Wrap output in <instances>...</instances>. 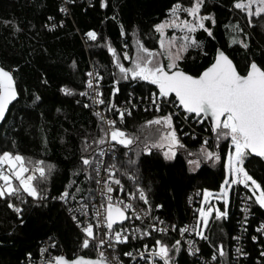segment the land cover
Returning <instances> with one entry per match:
<instances>
[{
  "label": "trees",
  "instance_id": "1",
  "mask_svg": "<svg viewBox=\"0 0 264 264\" xmlns=\"http://www.w3.org/2000/svg\"><path fill=\"white\" fill-rule=\"evenodd\" d=\"M173 2L174 0H108V6L101 8L99 0H0V64L14 70L18 91H21L18 102L11 105L5 121L0 125V152H19L26 157L44 159L56 165L48 183L42 185L48 192V199L42 203H33L29 197L24 204L23 224L20 223L21 218L7 207L6 201L0 200V264H39L40 249L45 245L49 246L51 257L59 254L67 258L77 255L96 256V249L91 244L88 248L81 247L83 234L67 211V207L73 205L66 206L53 197L59 196L70 179H75L84 191L96 188L94 181H85L83 174L78 178L73 177L71 172L79 160L80 137L85 132H96L97 118L94 109L83 106L89 103L87 98L79 95L69 97L59 89L61 85H67L78 91L82 90L84 74L96 66L105 77L101 83L107 100L111 95V73L115 70L104 44L111 42L120 52L123 44L128 43L129 53L132 54L134 46L131 34L134 29H138L145 46L158 49V34L152 26L164 19ZM183 2L187 4L189 0ZM61 7L67 8V12H61ZM204 11L216 15L217 25L213 26L215 39L208 37L203 30L198 31L196 38L203 41V50L189 49L181 67L197 74L212 62L216 48L220 47L229 53L242 71L241 57L249 53L259 54L264 49V19L256 18L253 27L246 26V17L234 8L233 0H206ZM48 17L53 19L48 21ZM4 21L19 24L22 31L15 32L13 24H5ZM60 21L63 23L55 29L44 27L47 23L59 24ZM236 21L249 34V50L228 45L229 32L225 26ZM121 25L126 32L125 36L121 35ZM89 30H95L103 39L91 41L86 36ZM45 77L47 84L42 83ZM119 87L120 92L115 97L119 106L129 100L131 103L144 100L152 92L158 91L155 86L149 87L147 82L121 81ZM34 93L41 97V102L35 105L32 103ZM131 108L132 115L124 121L129 131H137L145 121L171 112L177 135L188 151L197 152L205 134L210 135L209 143H214L213 133L205 118L197 122L190 118L194 114H188L190 125L187 126L179 121L169 105H163L159 112L142 105ZM145 134L156 138L154 130L145 129L141 133L142 139ZM91 138L90 136L89 139ZM219 150L222 155H226L225 141L219 142ZM135 151L133 147L129 152L134 160L137 159L133 154ZM189 158L194 157H188L183 148L178 149L175 158L171 160L164 158L161 149L153 148L151 154L141 153L138 168L129 169L138 173V180L148 193L152 205L151 217L163 220L168 226L176 225L175 230H169L165 234L153 232L157 239H165L169 243L176 240L177 230L187 220H194L190 205L193 192L201 193L196 199V206L199 207V201L203 198L202 190L218 191L222 182L221 162L204 161L199 169L192 172L186 163ZM116 163L120 168L128 167L127 157L119 153ZM245 167L264 186V161L253 155L246 161ZM120 178L125 190L132 191L133 182L125 176ZM70 191H75V188ZM244 193L250 194L242 185L234 186L230 193L228 217L219 222L210 220L209 228L206 229L213 244H224L228 252L227 264H233L235 241L232 236L238 231L243 215H246L242 210ZM13 203L19 201L14 199ZM137 203L143 209L146 208L142 201ZM157 204L162 207L156 208ZM220 206L223 207V202H220ZM247 207L249 213L247 231L244 232V251L249 255L241 257L240 264H261L258 258L260 251L264 250V238L253 241L251 236L257 235L255 229L264 221V208L253 202H248ZM53 240L55 247L50 246ZM140 241L150 246L154 243L150 237H141L137 241H130L127 246H118L119 259L129 261L123 253L142 247ZM195 241L200 254H212L213 248L207 241L199 237ZM29 253L31 257L28 256ZM196 255H189L181 250L178 261L180 264H195L199 260L197 257H200L199 254Z\"/></svg>",
  "mask_w": 264,
  "mask_h": 264
},
{
  "label": "snow or ice",
  "instance_id": "2",
  "mask_svg": "<svg viewBox=\"0 0 264 264\" xmlns=\"http://www.w3.org/2000/svg\"><path fill=\"white\" fill-rule=\"evenodd\" d=\"M99 3L101 8L108 6V0H99ZM233 3L234 8L245 15L246 26L253 27L254 18L264 19V0H233ZM205 8L206 0H189L187 4L183 0H174L164 19L152 26L158 34V49L145 46L138 29H134L131 34L134 46L132 54L129 53L128 43H124L123 50L118 52L111 42H106L104 47L110 54V63L115 70L111 73V95L107 100L101 83L105 77L96 66L84 74L82 90L61 85V93L69 97L79 95L87 98L89 103L83 106L95 110L96 132H85L80 137L79 160L71 175L78 178L83 174L84 180L89 183L94 181L96 188L84 191L75 179H70L59 196L53 199L58 198L66 206L73 205L67 207V211L83 234L81 247L88 248L91 244L96 249V256L77 255L73 259H68L63 254L48 259L42 256L41 264H124L119 259L117 247L127 246L130 241H137L141 237H150L154 243L149 249L148 244L140 241L143 250L132 249L124 252L123 255L128 257L130 262L158 264L159 260L163 264H178L176 257L182 247L181 240L169 243L153 235V232L165 234L169 227L175 230L176 225L167 226L159 218L151 217L152 205L148 193L140 184L138 173L129 170L138 168L141 153L151 154L153 148L162 149L164 158L168 160L175 158L178 149H185L188 157H194L186 160L189 171L192 172L199 169L204 161L221 162L223 176L218 191L203 189V198L193 212L194 224L179 229L182 237L185 234H194L211 245L213 251L210 261L204 260L203 264H215L217 261L219 264H227L228 252L224 244H213L206 234V229L209 228L210 220L219 222L228 217L230 193L234 186L242 185L250 193L243 198L242 210L246 215L240 224L242 232L247 231L248 202L264 208V186L245 167L246 161L253 154L264 158V49L259 54L249 53L241 57L242 71L229 53L219 47L215 50L212 62L202 71L195 75L186 71L181 67L185 53L189 49L202 51L204 47L203 41L196 38L198 31L203 30L208 37L215 39L213 26L217 25L216 15L204 11ZM60 11L66 13L67 8L61 7ZM52 19L48 17V21ZM4 23H12L15 32L22 31L17 23ZM62 23L63 21L59 24L47 23L44 27L55 29ZM225 27L229 32V47L237 45L244 50L250 49L249 34L244 31L239 21L229 23ZM170 29L174 31L169 36ZM121 35H126L123 25ZM86 36L93 42L98 38L103 39L95 30H89ZM73 66L75 67V61ZM121 81L147 82L149 87L155 86L158 91L151 93V104L158 112L161 104H171L173 107H181L186 115L194 114L190 118L197 122L209 118L214 143L210 144L206 137L197 152L188 151L177 136L171 112L145 121L137 131H129L124 121L132 115V108L121 107L115 101L117 93L120 92ZM47 82L46 77L42 79L43 84ZM20 96L21 91H18L14 70L0 65V121H5L9 106L14 101L18 102ZM37 102H41V97L34 93L32 103L35 105ZM127 103L131 104V100ZM106 113L115 118H109ZM145 129L154 130L156 138L145 134L142 139L141 133ZM222 140L227 144L226 155H222L219 150V142ZM133 147L136 149L133 153L137 157L135 160L129 156ZM214 148L216 150H213ZM118 153L127 157L128 167L120 168L116 163ZM55 168V164L44 159L26 157L10 150L0 152V200H5L7 207L21 218V224L24 223V204L29 197L33 203H42L48 199V192L42 185L48 183ZM121 176L133 182L132 191L125 190ZM73 187L75 191H70ZM200 194L197 193L198 196ZM14 199L19 203H13ZM137 201H142L146 208L138 211L135 207ZM220 202H223L222 208ZM155 207L160 208L162 205L157 204ZM149 217L151 219L147 227L124 226L126 222ZM255 231L257 235L251 236V240L264 238V221L259 223ZM233 239L239 242L241 237L235 236ZM187 245L189 254L199 253L195 239H188ZM50 246L55 247L54 240ZM105 248L112 250L111 257L106 254ZM47 250L42 247L41 254ZM235 252L237 258H246L249 255L242 247H235ZM28 256L31 257V253ZM258 259L264 264V250L260 251Z\"/></svg>",
  "mask_w": 264,
  "mask_h": 264
},
{
  "label": "built area",
  "instance_id": "3",
  "mask_svg": "<svg viewBox=\"0 0 264 264\" xmlns=\"http://www.w3.org/2000/svg\"><path fill=\"white\" fill-rule=\"evenodd\" d=\"M132 105H137V106H141V105H142V106H144V107H147L148 109H155V108L152 106V104H151V96H149V97H147V98H144V100H141V101H138V102L133 101L131 104L124 103V104L121 105V107H131ZM163 105H164V104H161V107H162ZM168 105H169V106L171 107V109L173 110L174 115L177 116V117L179 118V121H180V122L185 123V125H187V126L190 125L189 116L186 115V114H184L185 112L182 110L181 107H179V106H177V107H173L171 104H168ZM137 106H136V107H137ZM100 107L102 108L103 106H100ZM183 112H184V113H183ZM106 115L109 116V118H115V117H112L110 113H106ZM206 137L209 138L210 135H209V134H205V135H204V138H206ZM105 159H107V157H105ZM101 177H102V178L104 177V173H103V171L101 172ZM122 183H123V182H122ZM118 194L121 195V196H124V195H125L124 193H118ZM246 196H247V194L244 193L243 198L246 197ZM196 199H197V194H196V191H194V192H193V195H192L191 202H190V205H191V212H192V214H193V212H194V209L197 207V206H196ZM243 204H244V203H243ZM135 207L137 208L138 211L141 210V209H143V208L141 207V205L138 204L137 202H136V204H135ZM243 207H244V206H243ZM243 213H244V211H243ZM243 218H244V215H243ZM150 219H151V218H146V219H144V220H140V221L133 220V221H130V222H131L130 224H126V223H127V222H126V223L124 224V226H125V227H131V226H133V225H137V226H140V227H147V226H148V223H149V221H150ZM159 220H160V219H159ZM161 221H163V220H161ZM241 223H242V221L239 222V229H238V231L235 232V233L233 234V236H232V238L235 237V236H240V237H241V239H240L239 242H237V241L234 240L235 243H234V247H233V264H240V263H241V257H240V258H237V254H236V252H235V247H242V249L245 250V246H244V232H242V231H241V228H240V224H241ZM193 224H194V220H193V219H189V220H187V222L184 224V226H185V225H189V226H191V225H193ZM165 225H167V224L165 223ZM158 226H160V225L158 224ZM167 226H168V225H167ZM181 227H183V226H181ZM181 227H180V228H181ZM180 228H179V229H180ZM179 229L177 230V237H176V240H177V239L181 240V243H182L181 250L187 252V247H188V245H187V240L190 239V238H191V239H195L196 237L194 238V234H193L192 236H189L188 234H185V235L182 237V236L180 235V233H179ZM169 230H172V229L169 227ZM172 231H173V230H172ZM101 235H102V234H101ZM143 244H146V243H143ZM141 245H142V244H141ZM133 247H134V245H133ZM43 248H47L48 250H47V252H45V253H43V254L40 253V257L38 258V262H39V264H41L42 256H43L44 259H48V258L51 257V256H50V253H49V250H50L49 246H46V245H45V247H43ZM132 249H134V248H132ZM132 249H130V250H132ZM138 249L143 250L142 247H139ZM149 249H151V246H150V245H149ZM181 250H180L178 256L176 257L177 261H178V257H179L180 254H181ZM105 252H106V254L109 255V257H111V255H112V250H111V249L105 248ZM187 254H189V253L187 252ZM196 254H199L200 257H197V258H199V260H198L195 264H203V261H204V260H209V261H210V257H211V255L200 254V251H199V253H196ZM196 254H189V255H195V256H197ZM127 258H128V257H127ZM138 259H139V258H138ZM120 260H122V261L124 262V264H134V262H130V259H129V261H125V260H123V259H120ZM141 263H143V262H141ZM158 264H163V262L158 260ZM178 264H180L179 261H178ZM215 264H219V261L215 262Z\"/></svg>",
  "mask_w": 264,
  "mask_h": 264
},
{
  "label": "water",
  "instance_id": "4",
  "mask_svg": "<svg viewBox=\"0 0 264 264\" xmlns=\"http://www.w3.org/2000/svg\"><path fill=\"white\" fill-rule=\"evenodd\" d=\"M220 48V47H219ZM1 65V64H0ZM195 75V74H194ZM19 98V97H18ZM15 102V101H14ZM13 102V103H14ZM12 103V104H13ZM11 104V105H12ZM11 105L9 106V109H10V107H11ZM6 115H7V113H6ZM205 120L207 121V123L209 124V125H211V121H210V119L209 118H205ZM3 121H0V125H1V123H2ZM253 155H255V154H253ZM256 156V155H255ZM263 161H264V158H261ZM83 256V255H82ZM86 257V256H85ZM75 258V257H74ZM68 259H73V258H68Z\"/></svg>",
  "mask_w": 264,
  "mask_h": 264
},
{
  "label": "rangeland",
  "instance_id": "5",
  "mask_svg": "<svg viewBox=\"0 0 264 264\" xmlns=\"http://www.w3.org/2000/svg\"><path fill=\"white\" fill-rule=\"evenodd\" d=\"M256 18H254V20H255ZM174 30H168V35L170 36L171 34H172V32H173ZM177 35H179V33L177 32ZM174 126V125H173ZM178 136V135H177ZM162 150V149H161ZM162 152H163V150H162Z\"/></svg>",
  "mask_w": 264,
  "mask_h": 264
},
{
  "label": "bare ground",
  "instance_id": "6",
  "mask_svg": "<svg viewBox=\"0 0 264 264\" xmlns=\"http://www.w3.org/2000/svg\"><path fill=\"white\" fill-rule=\"evenodd\" d=\"M162 110V109H161Z\"/></svg>",
  "mask_w": 264,
  "mask_h": 264
}]
</instances>
